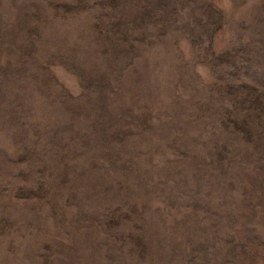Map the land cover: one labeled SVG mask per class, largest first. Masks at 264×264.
Returning <instances> with one entry per match:
<instances>
[{"label": "rangeland", "instance_id": "obj_1", "mask_svg": "<svg viewBox=\"0 0 264 264\" xmlns=\"http://www.w3.org/2000/svg\"><path fill=\"white\" fill-rule=\"evenodd\" d=\"M0 264H264V0H0Z\"/></svg>", "mask_w": 264, "mask_h": 264}]
</instances>
